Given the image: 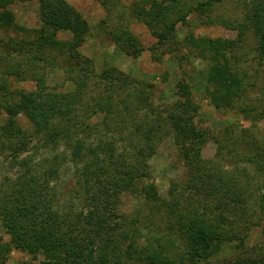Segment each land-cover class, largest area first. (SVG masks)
I'll use <instances>...</instances> for the list:
<instances>
[{"label":"trees","instance_id":"16d2710c","mask_svg":"<svg viewBox=\"0 0 264 264\" xmlns=\"http://www.w3.org/2000/svg\"><path fill=\"white\" fill-rule=\"evenodd\" d=\"M30 1L0 0V28L26 31L16 24L10 7ZM97 1L107 11L105 24L117 19L107 28L113 43L137 59L145 48L123 23L126 14L156 39L152 49L166 48L174 45L178 25L191 13L204 15L224 0ZM248 1L242 22L225 23L237 32V42L191 33L185 44L208 61L205 93L211 105L259 120L264 118V104L248 103L255 83H246L236 67L238 42L247 32L255 40L254 59L264 62V0ZM38 4L40 29L34 39H0V50L6 59H18L33 71L61 70L73 89H48L44 74L34 76L37 88L29 92H12L6 81L0 82V115L6 116L0 148L17 167L7 186H0V223L9 236V243L0 241V264L12 249L33 260L43 258L41 264H183L185 259L209 264L224 244L237 242L243 247L249 233L236 228L232 217L248 213L250 190L213 161L202 159L208 136L195 122L189 85L180 81L176 101L156 105L152 84H142L130 74L103 78L84 68L79 48L90 31L86 19L65 0H38ZM60 33L70 38L60 40ZM172 48L166 49L173 53ZM54 51L66 58L63 65L51 57ZM162 55L155 58L159 61ZM12 72L20 74L11 68ZM20 117L28 121L30 131L21 126ZM166 135L173 137L186 169L185 178L171 186L164 205L183 235L179 262L164 250L136 246L114 212L124 194L148 183L149 161ZM57 148H64L72 164L70 180L50 181L42 170L50 161H36L42 151ZM239 163L264 177V150L240 154ZM142 190L147 201L154 200L155 185L146 184ZM261 214L263 241L256 256L230 264H264L263 205Z\"/></svg>","mask_w":264,"mask_h":264},{"label":"rangeland","instance_id":"374dc122","mask_svg":"<svg viewBox=\"0 0 264 264\" xmlns=\"http://www.w3.org/2000/svg\"><path fill=\"white\" fill-rule=\"evenodd\" d=\"M65 1L82 14L90 27L85 42L79 48L84 68L94 70L103 78L130 74L133 79L142 84H152V101L156 105H167L176 101L177 84L180 81H185L189 85L195 122L208 136L202 147V159L213 161L217 167L228 172L230 178L234 177L240 185L248 186L251 196L248 213L244 215L239 212V215L232 217L236 228L241 232L244 230L249 233L244 246L236 245L237 242L224 244L217 258L209 264H230L249 256L255 257V249L263 241L261 205L264 206V177L261 178L257 170L247 164L239 163V160L240 154L264 150V118L247 120L237 111L217 109L211 105L205 93L208 61L197 54L198 50L190 51L185 44L186 37L191 33L197 38L237 42V32L230 30L225 23L242 22L249 1L224 0L204 15L191 13L186 22L178 25L173 48L166 46L168 49L172 48L173 53L163 47L152 49L156 39L146 26L126 14L123 23L131 29L145 48L143 54L137 59L126 55L113 43L107 34V28L113 26L117 19L115 17L112 20L108 19L105 24L107 11L97 0ZM10 10L15 16L16 24L26 31L0 28V39L5 42L34 39L40 29L38 0L18 3L11 6ZM58 38L66 40L70 38V34L60 33ZM254 49V37L247 32L243 40L238 42L236 67L245 76L246 83H255L248 103L252 102L260 107L264 104V62L260 64L254 59ZM50 54L52 58L60 60L61 64L66 60L65 57H60L58 52L54 51ZM158 55H162L159 61L155 58ZM11 68L18 70L20 74H13V72L11 74ZM41 74H44V85L50 90L73 89V84L61 70L47 68L45 71H33L18 59H6L0 50V82L6 81L10 91L35 90L37 84L33 78L40 77ZM5 119V114H1L0 128ZM20 124L30 131V124L24 117H20ZM1 141L0 130V143ZM33 144L40 145L37 140H34ZM1 152L0 148V186H7V179L12 178L17 167L12 166L6 151ZM64 152V148L51 149L42 151L36 157L38 162L45 163V159L50 161V164L48 163L42 170H46L45 174L52 182L67 181L73 176L72 164ZM149 164L151 178L148 183H140L134 191L124 194L114 212L117 219L125 225L124 229L130 232V240L134 241L136 246L147 247L148 250L149 248L164 250L171 259L179 262L177 256L183 255L184 252L183 235L164 205L169 200L171 186L185 178L186 169L171 135L164 136ZM146 184L156 186L154 200L151 202L146 200L142 190ZM0 241L9 243V236L1 223ZM25 262L41 264L43 258L33 260L26 253L12 249L6 255L4 264ZM183 264H191V262L185 259Z\"/></svg>","mask_w":264,"mask_h":264}]
</instances>
